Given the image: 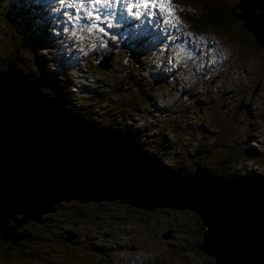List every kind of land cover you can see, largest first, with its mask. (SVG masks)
Wrapping results in <instances>:
<instances>
[{
  "label": "rangeland",
  "instance_id": "374dc122",
  "mask_svg": "<svg viewBox=\"0 0 264 264\" xmlns=\"http://www.w3.org/2000/svg\"><path fill=\"white\" fill-rule=\"evenodd\" d=\"M234 1L166 0L174 14L165 13L166 19L162 15L164 22L159 24L158 7H128L137 2L111 0L108 6L92 8L88 0H84L86 7L78 12L80 0H64L63 3L61 0H40L45 33L36 38L40 45L26 49L29 53L23 50L27 47L24 37L8 31L7 16L0 17V69L4 68L5 52L10 50L16 64L27 73L29 70L33 73L35 69L32 67L37 68L38 63L46 70H56L57 78L59 73H64V79L58 82L61 85L59 91L71 102L77 99V87L93 91L95 99L86 111L88 115L84 114L87 118L96 113L94 116L105 122L113 119L115 111L121 112L120 119L140 131L136 136L143 138L142 147L155 152L168 146L165 154L157 155L164 163L181 167L184 172L192 168L191 157H183L191 155L192 147H181V140L172 143L167 132L174 130L178 134L182 122L193 130L197 126L193 120L195 110L206 121L201 127L207 138L204 144L212 147L205 154L207 159L198 158V162L214 166L213 170H216L214 160L221 152V144L224 148L231 142L242 145L233 137L236 132H246L254 139L261 133L264 135V129L260 132L255 125L256 116L264 113V54L246 49V36L239 26L228 31L195 27L206 5ZM13 2L0 0V15L2 8L11 15ZM69 3L74 7H69ZM87 11H92L93 17H86ZM96 13L101 16L99 21L94 20ZM187 14L195 17L189 18ZM100 27L105 29L104 32L99 31ZM116 31L119 34L113 33ZM102 40L106 41L103 45ZM135 42L145 43L142 53L136 52ZM17 44L21 46L19 49L15 48ZM90 55L98 62L88 71L83 60ZM58 67L61 68L57 70ZM169 68L173 77L164 75ZM71 69L74 70L71 72ZM40 87L45 90L44 86ZM134 88L139 94H135ZM235 93L240 96L236 97ZM251 97L262 101L260 110L256 109ZM104 98L113 100L118 106L108 107ZM233 100L238 104L234 110L230 104ZM66 106L72 111L78 109L77 105ZM128 107L135 111L131 112ZM206 110L209 111L206 113ZM159 112L166 115L161 122V133L154 139L152 126H156ZM215 112L217 117L213 116ZM242 115L247 124L240 122ZM210 131L215 135L213 143ZM66 208L71 213L83 212L85 221L73 228V220H59L71 218L63 206L52 214L48 213L59 220L55 227L61 223L70 224L71 227L66 225L69 232L61 226L57 229L60 238L51 244L44 240L36 244V240L38 257L35 259H30L23 251L25 259L15 258L12 254L3 255L8 256L4 264H214L211 257L195 251L200 227L193 222L189 209L156 207L151 209L153 212L149 213V210L145 214L119 205L94 210L82 205L76 209L73 206ZM65 243L74 248L66 245L68 249L63 252ZM95 244H102V248L99 251L92 249Z\"/></svg>",
  "mask_w": 264,
  "mask_h": 264
},
{
  "label": "water",
  "instance_id": "95a60500",
  "mask_svg": "<svg viewBox=\"0 0 264 264\" xmlns=\"http://www.w3.org/2000/svg\"><path fill=\"white\" fill-rule=\"evenodd\" d=\"M239 7L264 46V0ZM122 129L70 110L12 62L0 69V238L26 239L17 229L63 202L120 201L189 209L204 224L197 249L216 264H264L263 179L184 172Z\"/></svg>",
  "mask_w": 264,
  "mask_h": 264
},
{
  "label": "trees",
  "instance_id": "16d2710c",
  "mask_svg": "<svg viewBox=\"0 0 264 264\" xmlns=\"http://www.w3.org/2000/svg\"><path fill=\"white\" fill-rule=\"evenodd\" d=\"M39 1L40 0H32V1H30V0H14L12 5H10V8H11L10 12L12 14L11 15L7 14L6 12H4L5 8H2L3 11H2V14L0 15V17L2 16V18L7 16L8 19H5V20H7V22H8V24H7V29H9L8 31L16 34L17 37L21 36V35L24 37V39H25L24 45H25V47L27 46L26 48L23 49L25 51H26V49H28L30 47L34 49L37 47V45H40V42H37L36 38L40 34L45 33V29L42 27V24L44 23V10H42L39 7ZM201 1H204V0H201ZM216 8L217 7H215L213 10H211L210 6L206 5L202 9V13H201L200 18L198 20L199 23H198V25H195V27L197 29H200V30H204L207 27H216V28L222 29L223 31H228V29L230 28V25H231L229 17L225 16V15H224V17H222V16L218 17V14H216ZM0 10H1V8H0ZM207 12H208V15H207ZM232 15H234L235 18H240L236 14H232ZM187 16L189 18L195 17L194 15H191V14H187ZM237 23H239V22L233 21L232 26L237 24ZM3 24L5 25L4 22H3ZM116 30H119V28ZM22 42H24V40ZM102 42L103 43L101 45H103L105 43L103 40H102ZM19 45L20 44H17L15 46V48L19 49L21 47ZM26 52L29 53V51H26ZM137 53L138 54L142 53V49L137 50ZM8 62H12L15 65V67H17V68L22 67L21 65L16 64V59H14L12 57V53L10 50H7L5 52L4 61H3L4 68L6 67ZM97 62L98 61L95 59V57L90 55L89 57H87L86 59L83 60V63L85 64L84 68L88 71H91V68H93ZM0 66H1V64H0ZM61 67H63V65ZM61 67H58L57 70H59V68H61ZM32 68L35 69V71L33 73L30 72V70H29V72L28 73L25 72V74H27L28 76H31L32 79H35V81L40 86H44L45 92L50 93L51 96L57 98L58 101L61 102L65 106H66V104H68L70 106L72 104L73 106L76 107V105H77L78 109H76V110L74 109L75 112L80 113L82 115H84L85 113L87 114L86 111L91 106L90 104H92V100L95 99V98H93V96H94L93 91H89L85 87H77L78 88V89L76 88L77 89V93H76L77 99H75L73 102H71L70 99H68L65 95H63V93L61 91H59L61 89V85L58 84V82L64 79V77H65L64 73H59L58 78H57L56 74H55L56 70H52V71L46 70L39 63L37 64V68L35 66H33ZM72 70H74V69H71V72H72ZM93 84H94V82H93ZM134 92H135V94H139V92H137L136 88H134ZM145 97L148 98V96L146 94H145ZM103 102L105 105H107L110 108L113 106H118L115 104V102L113 100H109L106 98L103 99ZM145 103L147 104L148 102L146 101ZM128 109L130 110V107H128ZM193 109L198 110L199 108L193 107ZM130 111L134 112L135 110H130ZM208 111L209 110H206V113ZM95 114L89 116V119L95 121L99 125L112 126L115 128L118 127L120 129L123 128L122 129L123 131L131 132L133 134L134 138H136V140L141 145L143 144V142H144L143 138L136 136V134L140 133V131L134 129L132 126L125 124L120 119L121 116H123V115L120 116L121 112L118 113L115 111V113H113V119L110 121H105V122L101 121L102 120L101 117L96 118L94 116ZM103 114H106V112L103 111ZM158 115H159L158 122L156 121L157 125L153 126L155 129L154 139H155L156 135L159 136V134L161 133L160 132L161 125H162L161 122H163V120L165 118L164 115H166V114L161 115L159 112ZM213 116L217 117L216 112L213 113ZM196 118L197 117L195 116V119ZM99 119H101V120H99ZM210 119L212 120V118H210ZM210 119H209V121H211ZM183 120H185V119H183ZM197 120L200 121L201 119L197 118ZM178 121H180V119ZM183 124L184 123L182 122L180 129L177 130L178 134L174 130H169L168 132L172 131V134L174 135L173 137L175 138V140H181L183 137H186V139H185L186 143H188L190 140L195 141L194 145H193V151L194 152L191 155H187L185 157V158L191 157V159H192V163L190 166L192 168H190L188 170L189 172L192 171L195 166L199 165V166L205 168L207 171H211V172L216 171L219 174H222L225 176H231V177H233V176H248V177H260V178L264 179V171L261 174L245 173L244 175H240L238 172L232 173L231 169H232V163L234 161H236L237 159L250 158L251 156H257V154L260 153V152H255V153L250 152L248 148L244 147L245 145H243V143L241 141H238L242 144L240 146L237 145V143L231 142L229 145H227L226 148H224L223 144H221V146H220L221 152H220V154L216 155V158L214 160L217 163L216 170H213L214 166L210 167V166H205V165H202L201 163H199L198 158L207 159L205 154H208L211 151L212 147L211 146H209V147L205 146L204 142L207 141V138L200 134V133L204 134V132L201 130V127L197 126V127H194L193 130H191L190 127L185 126ZM197 135H199L201 142H200V139L198 140V142L195 140ZM214 141H215V138L212 140V143ZM168 149H169L168 146H167V148H164V149L159 148V150L155 151V153L158 155L165 154L164 151L167 152ZM179 168H181V167H179ZM81 205L85 208L90 209V210L97 209V207H101L99 209H104L107 206H109L110 208H115L117 205H119V206H125L127 209L135 211V212H144L145 214L148 212L147 209H142V208H138L135 206H131L129 204L122 203L120 201L79 202L76 200H72V201H69L68 203L63 202L60 206L61 207L63 206V208H65L64 210L67 212L68 210H67L66 206H73L76 209L77 206H81ZM102 206H105V207H102ZM61 207H59V208H61ZM150 212H153V211L150 210L149 213ZM184 212H186V211H184ZM67 213H69L71 218L68 219V218L62 217L59 220L66 219L68 222H72V220H73L74 221L73 228L80 225L82 220L85 221V215L83 214V212L71 213L69 211ZM190 213L193 214L192 215L193 222H195L200 227H202L200 230V231H202L204 228V224L201 222L199 216L197 215V213H195L193 211ZM51 214H44L43 217H45V220L41 223H39L36 220H29L27 223L21 225V227L18 228L17 231H23L24 233H26L27 237H26V239H20L19 241H17V243L15 245L10 240H5V239L0 238V264H4V262L6 261L8 256H3V255H7V254H12V255H14L15 258L25 259V256H22L23 251H25L27 256H30V259H35L38 257V254L35 253V251L38 250L36 244H38L40 240L47 241L48 243L51 244L56 238H60V231H58V230L60 229L61 226L65 227V232H69V229H66V227H67L66 225H68V227H71V225L70 224L61 225V224H63V223H61L60 225L55 227V225H57V222L59 220H56V217L53 219V216ZM51 223H53L54 225L50 226L49 224H51ZM46 227H48L49 230ZM200 235H201V232H200ZM36 240H37V243H36ZM200 241H201V239L198 238L197 241L195 242L196 243L195 244L196 249H197V245L200 243ZM34 243H36V244H34ZM66 245L70 246L69 244L65 243L63 252L68 249V247H66ZM70 247L74 248V246H70ZM101 248H102V244H95L94 247L92 246V249H96L98 251ZM198 251H200V250H198ZM67 255H68V253H67ZM70 256H71V254L69 256H67L65 260H68V258ZM211 260H212V262L215 263L213 258Z\"/></svg>",
  "mask_w": 264,
  "mask_h": 264
},
{
  "label": "built area",
  "instance_id": "2783aa9c",
  "mask_svg": "<svg viewBox=\"0 0 264 264\" xmlns=\"http://www.w3.org/2000/svg\"><path fill=\"white\" fill-rule=\"evenodd\" d=\"M235 96L238 97V96H240V94L235 93ZM251 99H253V98L251 97ZM253 100L255 102L256 109L260 110L262 108V101L259 99H253ZM257 103H259V104H257ZM230 104L232 105V108H231L232 110H234V108H237V106H238V104L235 102V100H233ZM193 112H194L193 120H196L198 127H202L203 123L206 121L202 117L199 116L197 111H193ZM143 115H144V113L142 114V116ZM195 116L201 120L199 121V120H197V118L195 119ZM239 120L242 124H247V121L245 120L244 115H242ZM205 125H206V123H205ZM255 125H256L257 129H259L260 132L263 131V129H264V113L256 116ZM197 126H194V127H197ZM211 129H212V127H211ZM167 134L170 135V139H171L172 143L179 141V140H175L172 132H167ZM209 134L213 136V139L215 138V135L213 132L210 131ZM201 135H203V134H201ZM258 136L259 137L254 139L251 136H249L246 132H239V131L234 134L233 137L237 138L238 141L242 140V138H243V140H246L249 144L251 143L254 146L257 145L258 150H260V154L258 156L250 157V158H246V159L245 158L237 159L232 165V169H231L232 173L238 172L240 175H244L245 173L261 174L264 171V135H263V133H261ZM185 139H186V137H183L181 139V141L183 143L180 146L185 147L186 145H190L192 147V152H191V154H192L194 152L193 151V145H194L195 141L190 140L188 143H186ZM199 139H200V137H199V135H197L195 140L198 142ZM186 156L187 155H185L183 157H186Z\"/></svg>",
  "mask_w": 264,
  "mask_h": 264
},
{
  "label": "flooded vegetation",
  "instance_id": "af4514ba",
  "mask_svg": "<svg viewBox=\"0 0 264 264\" xmlns=\"http://www.w3.org/2000/svg\"><path fill=\"white\" fill-rule=\"evenodd\" d=\"M215 7H217L216 8V14H218V17L219 16L224 17V15L229 17V20L231 22L230 28H235L237 26L241 27V31L246 36V43H247L246 49L247 48H253L258 53L264 54V46L261 45L260 43H257L256 38H255V34L256 33H253L251 30L247 29L245 27V22L242 19L235 18L234 15H232V14H236L238 16V14L240 13V11L238 10V9H240V7H239V0H235L233 3L230 2L229 4H224V5H218L216 3L215 4H210L211 10H213ZM200 15H201V13H200ZM207 15H208V12H207ZM233 21H238L239 23H237V24H235V25L232 26V22ZM154 209H156V208H154ZM201 228L202 227H200V230H201ZM195 250L198 251L196 249V247H195ZM198 252L200 254H202V255H204V256L207 257V255L204 254L203 252H201V251H198ZM214 264H216V263H214Z\"/></svg>",
  "mask_w": 264,
  "mask_h": 264
},
{
  "label": "snow or ice",
  "instance_id": "6c2138e0",
  "mask_svg": "<svg viewBox=\"0 0 264 264\" xmlns=\"http://www.w3.org/2000/svg\"><path fill=\"white\" fill-rule=\"evenodd\" d=\"M63 2H64V0H61V3H63ZM88 3L91 5L92 8H95L97 5L108 6V5L111 4V0H88ZM68 6L69 7H74V4L69 3ZM85 7H86V5H85L84 0H80V8L77 9V11L79 12L81 9H84ZM128 7L129 8H132V7H136V8L143 7L145 9L159 7V8H162V9H166L170 15L174 14L171 4L170 3L161 2V0H137V3L129 4ZM136 15L139 16L140 13L137 12ZM86 17H93V12L92 11H87L86 12ZM79 18L80 17H77V19H79ZM100 19H101V16L99 15V13H96L95 16H94V20L95 21H99ZM93 26L97 27V25H95V24ZM88 30L91 31L92 29L89 28ZM104 30L105 29L103 27L99 28L100 32H104Z\"/></svg>",
  "mask_w": 264,
  "mask_h": 264
},
{
  "label": "bare ground",
  "instance_id": "6f19581e",
  "mask_svg": "<svg viewBox=\"0 0 264 264\" xmlns=\"http://www.w3.org/2000/svg\"><path fill=\"white\" fill-rule=\"evenodd\" d=\"M56 44V43H55ZM55 44L53 45V46H55ZM162 109V108H161ZM154 112V111H153ZM158 122V121H157ZM157 122H156V124L155 125H157ZM137 123V122H136ZM134 125V124H133ZM153 127V126H152Z\"/></svg>",
  "mask_w": 264,
  "mask_h": 264
},
{
  "label": "clouds",
  "instance_id": "9594fccd",
  "mask_svg": "<svg viewBox=\"0 0 264 264\" xmlns=\"http://www.w3.org/2000/svg\"><path fill=\"white\" fill-rule=\"evenodd\" d=\"M136 139V138H135Z\"/></svg>",
  "mask_w": 264,
  "mask_h": 264
}]
</instances>
